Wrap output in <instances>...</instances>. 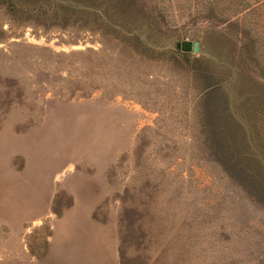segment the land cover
Listing matches in <instances>:
<instances>
[{
	"label": "rangeland",
	"instance_id": "374dc122",
	"mask_svg": "<svg viewBox=\"0 0 264 264\" xmlns=\"http://www.w3.org/2000/svg\"><path fill=\"white\" fill-rule=\"evenodd\" d=\"M49 5L0 0V264H264V0Z\"/></svg>",
	"mask_w": 264,
	"mask_h": 264
},
{
	"label": "trees",
	"instance_id": "16d2710c",
	"mask_svg": "<svg viewBox=\"0 0 264 264\" xmlns=\"http://www.w3.org/2000/svg\"><path fill=\"white\" fill-rule=\"evenodd\" d=\"M39 0H36L38 3ZM60 5V8H56V4ZM112 3V0H97V1H90V0H54V6H50L52 9V14L63 18L69 19L73 14L83 13L85 15L93 13L98 16L103 22H105L108 27L114 28L115 25L111 23L109 18V14L107 12L108 4ZM140 7L141 12L143 14L144 19H147L151 16V13H146V8ZM51 14V16H52ZM106 18V19H102ZM148 20V19H147ZM149 21V20H148ZM106 25V26H107ZM116 27V26H115Z\"/></svg>",
	"mask_w": 264,
	"mask_h": 264
},
{
	"label": "crops",
	"instance_id": "0c3cea01",
	"mask_svg": "<svg viewBox=\"0 0 264 264\" xmlns=\"http://www.w3.org/2000/svg\"><path fill=\"white\" fill-rule=\"evenodd\" d=\"M92 208H90V210L88 211V213L86 212L85 217H88L91 220V212ZM79 220V217L76 216L75 214H71L69 212H67V214H63L62 215V234H61V242L62 244L65 246L66 244L69 246V244H71L72 240H73V236H72V231L75 227V223H77ZM91 235V234H90ZM100 242V237L99 235L95 236V235H91L88 238V243L90 244L89 249L91 248V244L92 247L93 245H95L96 243ZM108 249L109 252L111 254L112 257V264H115L116 262V251H115V244L114 243H110L108 245Z\"/></svg>",
	"mask_w": 264,
	"mask_h": 264
},
{
	"label": "water",
	"instance_id": "95a60500",
	"mask_svg": "<svg viewBox=\"0 0 264 264\" xmlns=\"http://www.w3.org/2000/svg\"><path fill=\"white\" fill-rule=\"evenodd\" d=\"M142 41L144 40L142 39ZM175 48L181 49L183 51L190 50L193 53H196L198 51L197 41H192V42L182 41L181 43H176Z\"/></svg>",
	"mask_w": 264,
	"mask_h": 264
}]
</instances>
